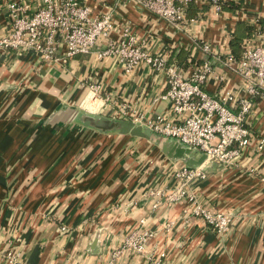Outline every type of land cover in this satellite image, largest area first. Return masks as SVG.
Segmentation results:
<instances>
[{"label":"crops","instance_id":"1","mask_svg":"<svg viewBox=\"0 0 264 264\" xmlns=\"http://www.w3.org/2000/svg\"><path fill=\"white\" fill-rule=\"evenodd\" d=\"M7 1L0 0V36L7 29ZM77 1L94 14L111 9L113 23H130L152 51L165 46L180 62L188 59L183 35L132 2ZM230 4L233 9L195 29L218 45L232 31L238 42L230 48L239 54L241 40L251 31L248 20L259 16L264 23V0H227L225 5ZM174 45L184 47L175 51ZM212 82L209 91H214ZM84 83L99 84L100 95L110 101H82ZM164 88V77L146 65L127 74L110 56L78 54L60 66L33 53L0 50V256L16 251L25 264H105L143 219V228L154 235L147 253L123 254L116 264H147L148 253L160 252L166 253V264H264V151L249 147L236 165L215 164L205 180L194 184L202 205L233 217L219 236L199 217L185 216L187 203L151 209L147 191L175 181L172 163L156 146L70 119L73 109L112 116L114 102L129 104L146 119L169 116L167 102L152 101ZM248 122L264 137V99L254 103ZM62 225L68 232L60 230ZM0 264L5 263L0 259Z\"/></svg>","mask_w":264,"mask_h":264},{"label":"built area","instance_id":"2","mask_svg":"<svg viewBox=\"0 0 264 264\" xmlns=\"http://www.w3.org/2000/svg\"><path fill=\"white\" fill-rule=\"evenodd\" d=\"M125 1L165 21L182 34L189 43L188 59L180 62L172 48L165 46L160 52L152 51L147 47L148 41L133 32L130 23L118 26L113 23L111 9L94 14L77 0H8L3 6L7 29L0 36V50L33 53L43 62L60 66H65L78 54L94 53L98 58L110 56L127 74L146 65L164 77L165 88L152 101L167 102L169 116L158 114L146 119L129 104L116 102L112 116L145 124L157 133L196 147L205 153L207 161L224 166L236 165L249 147L263 152L264 137H258L248 122L253 98L264 99V23L261 18L253 16L248 20L251 31L241 40L240 52L236 54L229 45L234 38L232 31H227L224 42L218 45L200 36L195 29L196 25L208 24L212 17L221 16L227 0ZM112 33H118L119 38L113 39ZM101 41L104 47L99 49ZM228 75L236 77L238 82L232 83ZM211 81L214 91L207 89ZM83 87H86V94L82 101L95 104L110 101V96L100 95L99 84L84 83ZM172 169L175 181L170 187L147 191L145 196L151 209L170 203H187L185 216L193 214L217 235H224L232 226L233 217L202 205L194 186L205 180L208 172L174 163ZM142 223L143 219L139 228L122 238L105 264H116L123 254L147 253L148 240L154 235L143 228ZM171 228L172 222L164 225L167 232ZM60 230L66 233L68 227L62 225ZM149 254L147 264H166L165 252ZM0 259L5 264H25L16 251L3 253Z\"/></svg>","mask_w":264,"mask_h":264},{"label":"water","instance_id":"3","mask_svg":"<svg viewBox=\"0 0 264 264\" xmlns=\"http://www.w3.org/2000/svg\"><path fill=\"white\" fill-rule=\"evenodd\" d=\"M70 119L84 128L94 129L101 133H117L144 139L156 146L166 160L176 165H183L187 168H202V170L209 172L215 164H219L215 161H207L205 153L196 147L182 143L176 138L157 133L137 121L90 114L77 109L71 111ZM94 240L96 241V238Z\"/></svg>","mask_w":264,"mask_h":264},{"label":"trees","instance_id":"4","mask_svg":"<svg viewBox=\"0 0 264 264\" xmlns=\"http://www.w3.org/2000/svg\"><path fill=\"white\" fill-rule=\"evenodd\" d=\"M225 4H226V3H225ZM225 4H224V10H225V9H227V10L233 9V5H232V4L228 5V7H227V5H225ZM248 30H249V29H248ZM248 34H249V31L247 32L246 36H247ZM233 39H234V40H233ZM233 39H232V40H233V41H232V44H230L231 48H232L233 46L235 47V43L238 42V41H237L238 39H236V37L233 38ZM235 41H236V42H235ZM230 42H231V41H230ZM235 52H237V51H236V48H234V53H235ZM236 54H238V53H236ZM185 59L187 60V58H185ZM257 100H260V98H259V97H254V98H253L254 103H255Z\"/></svg>","mask_w":264,"mask_h":264}]
</instances>
